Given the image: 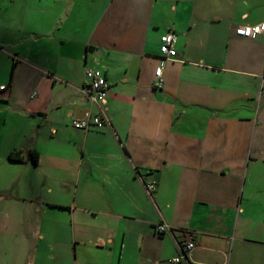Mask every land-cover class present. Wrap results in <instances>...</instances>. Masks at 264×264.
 I'll list each match as a JSON object with an SVG mask.
<instances>
[{"label":"crops","instance_id":"obj_1","mask_svg":"<svg viewBox=\"0 0 264 264\" xmlns=\"http://www.w3.org/2000/svg\"><path fill=\"white\" fill-rule=\"evenodd\" d=\"M262 22L264 0H0V264H169L188 234L178 264H264V35H235Z\"/></svg>","mask_w":264,"mask_h":264},{"label":"built area","instance_id":"obj_2","mask_svg":"<svg viewBox=\"0 0 264 264\" xmlns=\"http://www.w3.org/2000/svg\"><path fill=\"white\" fill-rule=\"evenodd\" d=\"M235 35L242 38H247L249 40H253L258 38L259 36L264 35V22L249 26L243 25L240 26ZM177 46V36L174 32H166L160 37V45L159 50L162 57V64L156 69V81L155 87L160 89L163 87L164 84V71H163V64L166 61H174L178 57V53L176 51ZM104 74L99 70H87L86 72V79L88 80V88L85 89V94L90 102L93 103H102L104 100L106 101L107 91L109 90V85L106 81V78L103 76ZM5 87L0 88V90H4ZM109 120L103 115H93L91 113H86L82 119L74 120L71 122V126H73L76 130H101L104 127L109 125ZM155 187L157 184L155 182L147 184V191L153 193L155 191ZM167 226L165 224H159L156 227V231L158 235L166 234ZM180 248L181 256H177L175 258L169 259V264H178L182 263L186 256L191 251H194L197 248V244L195 238L192 234H188L182 237L181 240L178 242Z\"/></svg>","mask_w":264,"mask_h":264},{"label":"trees","instance_id":"obj_3","mask_svg":"<svg viewBox=\"0 0 264 264\" xmlns=\"http://www.w3.org/2000/svg\"><path fill=\"white\" fill-rule=\"evenodd\" d=\"M9 160L13 162H23L26 161L27 159L25 158L24 155H22L21 151H16V152H12L9 155ZM28 160L31 161L33 164H38L39 163L38 151L32 150L31 152H29Z\"/></svg>","mask_w":264,"mask_h":264},{"label":"rangeland","instance_id":"obj_4","mask_svg":"<svg viewBox=\"0 0 264 264\" xmlns=\"http://www.w3.org/2000/svg\"><path fill=\"white\" fill-rule=\"evenodd\" d=\"M20 1H21V0H19V2H20ZM16 7H19V8H20V4H18ZM19 8H18L17 10L15 9V11H16V12L14 11V9L12 10V11H14V14H13V16H14V19H15V18H17V17H18V15L20 14V12L18 11V10H19ZM27 26H29V25H28V23H27V24L24 26V27H25V29L27 28Z\"/></svg>","mask_w":264,"mask_h":264}]
</instances>
